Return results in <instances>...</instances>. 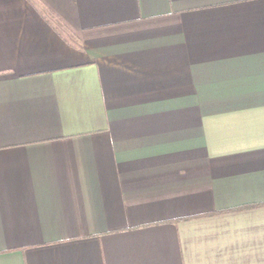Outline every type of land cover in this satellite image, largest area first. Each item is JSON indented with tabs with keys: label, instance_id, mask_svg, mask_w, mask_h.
Here are the masks:
<instances>
[{
	"label": "crops",
	"instance_id": "0c3cea01",
	"mask_svg": "<svg viewBox=\"0 0 264 264\" xmlns=\"http://www.w3.org/2000/svg\"><path fill=\"white\" fill-rule=\"evenodd\" d=\"M0 264H264V0H0Z\"/></svg>",
	"mask_w": 264,
	"mask_h": 264
}]
</instances>
